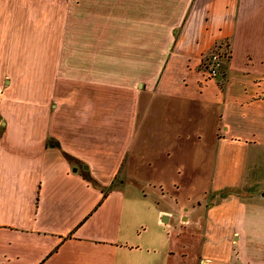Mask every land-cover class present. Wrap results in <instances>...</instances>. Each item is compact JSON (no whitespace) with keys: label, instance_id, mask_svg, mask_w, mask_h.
Returning <instances> with one entry per match:
<instances>
[{"label":"crops","instance_id":"obj_1","mask_svg":"<svg viewBox=\"0 0 264 264\" xmlns=\"http://www.w3.org/2000/svg\"><path fill=\"white\" fill-rule=\"evenodd\" d=\"M248 164L264 0H0V264H264Z\"/></svg>","mask_w":264,"mask_h":264},{"label":"rangeland","instance_id":"obj_2","mask_svg":"<svg viewBox=\"0 0 264 264\" xmlns=\"http://www.w3.org/2000/svg\"><path fill=\"white\" fill-rule=\"evenodd\" d=\"M246 168H244L245 170V175L244 177L247 178V181H250L257 178V176L262 173L264 174V168L263 166L259 167H253L250 164H248L247 166H245ZM201 182H195V183H181V188H182V192H184L185 195L189 194V195H194V196H199L201 195L204 191L207 192V188H208V184H207V176H203ZM253 182V181H252ZM167 191H170L169 189L171 187L170 183H167ZM171 201V200H170Z\"/></svg>","mask_w":264,"mask_h":264},{"label":"built area","instance_id":"obj_3","mask_svg":"<svg viewBox=\"0 0 264 264\" xmlns=\"http://www.w3.org/2000/svg\"><path fill=\"white\" fill-rule=\"evenodd\" d=\"M228 50L222 49L221 46H214L208 54L204 56L206 61V74L209 78L216 79L221 74L223 65L228 58Z\"/></svg>","mask_w":264,"mask_h":264}]
</instances>
